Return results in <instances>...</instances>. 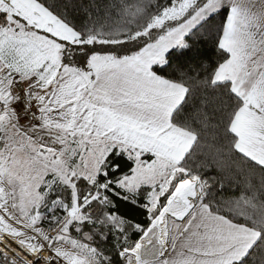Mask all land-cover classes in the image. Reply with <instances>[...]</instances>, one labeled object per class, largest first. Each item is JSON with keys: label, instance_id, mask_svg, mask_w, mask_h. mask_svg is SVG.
<instances>
[{"label": "snow or ice", "instance_id": "snow-or-ice-1", "mask_svg": "<svg viewBox=\"0 0 264 264\" xmlns=\"http://www.w3.org/2000/svg\"><path fill=\"white\" fill-rule=\"evenodd\" d=\"M0 264H264V0H0Z\"/></svg>", "mask_w": 264, "mask_h": 264}]
</instances>
